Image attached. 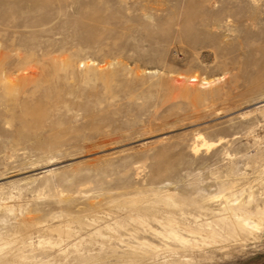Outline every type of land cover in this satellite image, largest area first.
I'll return each instance as SVG.
<instances>
[{
  "label": "rangeland",
  "instance_id": "374dc122",
  "mask_svg": "<svg viewBox=\"0 0 264 264\" xmlns=\"http://www.w3.org/2000/svg\"><path fill=\"white\" fill-rule=\"evenodd\" d=\"M263 162L264 0H0V233L11 248L68 226L87 236L79 219L126 217L114 201L157 190L205 202L229 178L259 188ZM196 257L264 264V232Z\"/></svg>",
  "mask_w": 264,
  "mask_h": 264
},
{
  "label": "bare ground",
  "instance_id": "6f19581e",
  "mask_svg": "<svg viewBox=\"0 0 264 264\" xmlns=\"http://www.w3.org/2000/svg\"><path fill=\"white\" fill-rule=\"evenodd\" d=\"M194 79L198 80L197 76ZM203 81L204 84L212 82ZM203 144L208 145V142L204 140ZM262 164L256 171L259 188L252 184L237 187V179L229 178L220 181L218 191L208 195L205 202L187 200L169 190L152 192L153 198L138 195L114 201L119 208L128 211L127 216H114L105 221L95 218L91 223L79 219L81 229L89 233L87 236L82 230L68 226L62 228L56 239L47 236L35 248L28 241L30 237H23L22 242L27 248L31 246L30 249L14 247V250L9 243L12 240H6L0 233V241H6L0 243V264H181L177 259L193 264L197 254L207 255L212 249H227L231 244L246 245L264 232V162ZM206 201H220V206L212 208ZM190 207L198 213L189 212ZM152 220L158 222L160 228L153 227ZM97 221L100 223L96 224ZM131 223L138 226L137 231H129L130 237L126 238L121 229L129 230L127 225ZM141 227L159 238L161 244L140 236ZM112 238L117 245L107 246L108 243L101 242V239ZM96 243L100 244V251L87 250V245L89 248Z\"/></svg>",
  "mask_w": 264,
  "mask_h": 264
}]
</instances>
